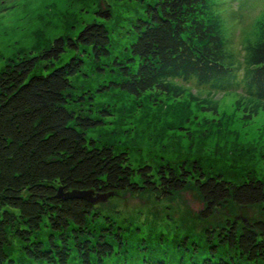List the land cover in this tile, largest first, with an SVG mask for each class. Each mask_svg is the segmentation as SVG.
<instances>
[{"label":"trees","instance_id":"16d2710c","mask_svg":"<svg viewBox=\"0 0 264 264\" xmlns=\"http://www.w3.org/2000/svg\"><path fill=\"white\" fill-rule=\"evenodd\" d=\"M98 14L109 18L107 11ZM258 29L255 42L235 51L227 46L208 0H154L128 31L132 38L122 59L110 60L109 31L93 22L75 38L58 37L36 56L11 60L1 68L0 264H16L11 256L15 242L23 258L36 264H68L72 252L80 264L102 263L129 243L133 231L100 209L107 201H62L56 197L59 189L108 195V201L143 194L167 201L191 186L202 204L196 215L200 221L209 220L228 203L264 214V181L251 175L229 181L220 174L206 175L195 162L188 168L184 164L133 168L127 153L87 140V133L103 120L87 114L91 105L73 94L72 84L84 69L85 54L95 62L109 59L108 68L118 74L98 92L115 87L134 98L151 91L181 98L192 81L208 96L213 91L238 94L256 116L264 106V23ZM67 50L76 54L55 68ZM44 70L48 72L42 74ZM204 102L217 111L218 101ZM196 240L202 244L176 242L177 261L145 257L140 262L198 264L203 246L199 264L264 262L262 220H226L205 229L202 239Z\"/></svg>","mask_w":264,"mask_h":264},{"label":"rangeland","instance_id":"374dc122","mask_svg":"<svg viewBox=\"0 0 264 264\" xmlns=\"http://www.w3.org/2000/svg\"><path fill=\"white\" fill-rule=\"evenodd\" d=\"M153 1L0 0V69L11 60L36 56L58 37L75 38L85 25L93 22L104 24L109 31L110 60L122 59L132 38L128 31L144 17V9ZM208 2L211 13L220 20L222 36L230 49L239 51L259 38L258 27L264 23V0ZM106 11L107 19L98 14ZM75 54L67 50L54 67L63 65ZM82 55L85 66L80 76L72 80L73 94L81 95L91 105L87 107L92 110L88 115L103 120V125L87 133V140L127 153L133 168L145 164L155 169L162 164H184L188 168L195 162L206 175L220 174L236 182L251 175L264 181V106L255 116L252 105L238 94L215 95L218 93L213 91V96H208L204 88L192 81L185 85L188 92L181 98L157 91L134 98L113 86L110 91L98 92L101 86L117 79L118 74L108 68L109 59L95 62ZM207 98L219 102L216 112L205 104ZM100 209L133 232L120 251L117 249L102 263L92 261V264H144L140 260L145 257H172L177 261L180 259L174 251L177 241L195 240L200 246L201 240L196 239H202L204 230L226 220L243 217L264 221L258 208L242 210L233 203L225 205L209 220L200 221L196 215L202 204L191 186L167 201H158L150 194L119 195L107 200ZM13 245L11 256L16 264H36L23 258L17 242ZM200 251L201 256L195 258L198 264L205 255V246ZM184 258L187 259L186 255ZM68 264H80L74 252Z\"/></svg>","mask_w":264,"mask_h":264},{"label":"water","instance_id":"95a60500","mask_svg":"<svg viewBox=\"0 0 264 264\" xmlns=\"http://www.w3.org/2000/svg\"><path fill=\"white\" fill-rule=\"evenodd\" d=\"M56 197L62 201L81 199V200H85L91 204L104 203L109 198L108 195L93 196L92 192H90V191H71V192L65 193L61 189L58 190Z\"/></svg>","mask_w":264,"mask_h":264}]
</instances>
